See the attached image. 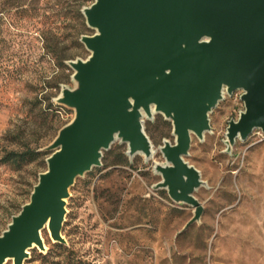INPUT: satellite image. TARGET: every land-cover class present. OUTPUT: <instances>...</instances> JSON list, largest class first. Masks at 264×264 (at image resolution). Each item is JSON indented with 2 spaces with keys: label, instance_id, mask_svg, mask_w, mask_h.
<instances>
[{
  "label": "rangeland",
  "instance_id": "374dc122",
  "mask_svg": "<svg viewBox=\"0 0 264 264\" xmlns=\"http://www.w3.org/2000/svg\"><path fill=\"white\" fill-rule=\"evenodd\" d=\"M2 1L0 234L29 200L58 129L74 117V108L58 97L76 87L67 61L87 57L79 38L94 32L76 10L93 0H26L23 7L1 8ZM240 92H225L210 111L211 128L202 138L191 137L185 158L207 184L195 191L203 205L198 220L180 231L193 207L151 187L160 179L153 165L164 161L159 146L175 138L171 121L157 113L145 118L153 155L130 159L127 145L113 142L103 164L79 175L69 189L61 230L66 243L55 242L45 227V248H30L23 264H264V134L254 129L233 145L225 134L243 108ZM29 148L40 153L19 162L3 159Z\"/></svg>",
  "mask_w": 264,
  "mask_h": 264
},
{
  "label": "water",
  "instance_id": "95a60500",
  "mask_svg": "<svg viewBox=\"0 0 264 264\" xmlns=\"http://www.w3.org/2000/svg\"><path fill=\"white\" fill-rule=\"evenodd\" d=\"M81 11L94 29L79 38L89 54L67 61L76 87L58 97L74 117L58 129L29 200L0 234V264H23L30 248L44 249L47 222L51 238L66 243L70 187L103 164L116 140L130 159L142 153L148 160L155 148L145 118L159 113L171 121L175 138L159 146L164 161L154 163L160 179L151 187L193 207L180 231L200 218L195 191L207 185L185 158L191 137L211 128L210 111L225 92L239 89L243 101L226 126L229 145L254 129L264 134V0H93Z\"/></svg>",
  "mask_w": 264,
  "mask_h": 264
},
{
  "label": "trees",
  "instance_id": "16d2710c",
  "mask_svg": "<svg viewBox=\"0 0 264 264\" xmlns=\"http://www.w3.org/2000/svg\"><path fill=\"white\" fill-rule=\"evenodd\" d=\"M26 0H4L2 1V7L1 8H8L9 6H15V7H18V6H22L23 4H25ZM6 6V7H5ZM23 7V6H22ZM79 9V10H78ZM81 7L79 8H76V10L78 11V14L81 15V11H80ZM18 13H22L24 12L25 10H27V6H25L24 8L22 9H18ZM83 14V13H82ZM168 120V119H167ZM108 150V149H107ZM40 151L36 150V149H27L23 152H18V151H11L9 153H7L5 156H4V160H13V161H16V162H19L20 160H24L25 158H33L35 157L37 154H39ZM104 153V152H103ZM103 158V156H102ZM72 187V186H71ZM59 244H62L64 245L63 242H57Z\"/></svg>",
  "mask_w": 264,
  "mask_h": 264
},
{
  "label": "bare ground",
  "instance_id": "6f19581e",
  "mask_svg": "<svg viewBox=\"0 0 264 264\" xmlns=\"http://www.w3.org/2000/svg\"><path fill=\"white\" fill-rule=\"evenodd\" d=\"M49 226H48V222L46 223V228H48ZM49 230V229H48Z\"/></svg>",
  "mask_w": 264,
  "mask_h": 264
}]
</instances>
